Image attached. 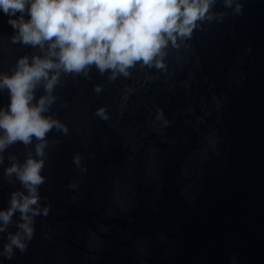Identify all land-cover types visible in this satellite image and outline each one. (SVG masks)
Listing matches in <instances>:
<instances>
[{"label": "water", "instance_id": "water-1", "mask_svg": "<svg viewBox=\"0 0 264 264\" xmlns=\"http://www.w3.org/2000/svg\"><path fill=\"white\" fill-rule=\"evenodd\" d=\"M240 3L234 14L215 0L223 17L169 40L162 67L137 62L114 79L94 65L60 72L47 114L67 133L46 135L49 210L0 264H264V0ZM7 19L0 12V72L45 54L13 42ZM31 147L11 145L5 164ZM19 187L0 165V208Z\"/></svg>", "mask_w": 264, "mask_h": 264}, {"label": "clouds", "instance_id": "clouds-1", "mask_svg": "<svg viewBox=\"0 0 264 264\" xmlns=\"http://www.w3.org/2000/svg\"><path fill=\"white\" fill-rule=\"evenodd\" d=\"M215 0H0L3 12L14 29L13 42L39 47L45 54L24 55L8 72H0V90L7 89V107L0 106V165L3 177L20 187L9 193L8 204L0 208V233L6 241L0 255L12 258L13 248L23 251L33 235L34 217L47 215L41 206L39 187L45 182L47 133L66 126L47 114L55 102L53 89L60 72H85L94 65L100 73L110 71L127 76L137 62L162 67L159 59L169 40L188 37L205 20L221 19ZM234 14L241 12L240 0H222ZM27 12V18L24 13ZM15 17V18H13ZM45 45L47 46L45 48ZM37 86L43 93L35 96ZM100 86L95 91L100 92ZM97 115L104 117V108ZM35 140V143L33 141ZM20 142L28 149L23 159L5 150ZM79 165L80 156L73 154ZM70 182L69 187H73ZM15 217V219H14ZM15 231H8L9 225Z\"/></svg>", "mask_w": 264, "mask_h": 264}]
</instances>
